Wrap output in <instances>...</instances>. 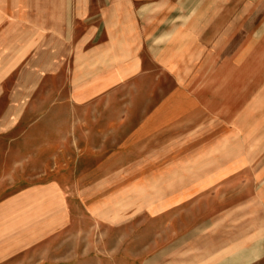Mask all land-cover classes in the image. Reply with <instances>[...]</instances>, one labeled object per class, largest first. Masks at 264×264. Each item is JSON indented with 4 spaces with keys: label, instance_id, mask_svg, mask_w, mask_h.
I'll use <instances>...</instances> for the list:
<instances>
[{
    "label": "crops",
    "instance_id": "1",
    "mask_svg": "<svg viewBox=\"0 0 264 264\" xmlns=\"http://www.w3.org/2000/svg\"><path fill=\"white\" fill-rule=\"evenodd\" d=\"M253 1L0 0V146L12 130V151L50 155L39 182L7 170L21 150L0 156V186L18 178L3 208L16 237L1 259L68 225L69 178L123 179L143 195L135 208L178 221L199 204L212 219L261 217L264 54L244 36Z\"/></svg>",
    "mask_w": 264,
    "mask_h": 264
},
{
    "label": "rangeland",
    "instance_id": "2",
    "mask_svg": "<svg viewBox=\"0 0 264 264\" xmlns=\"http://www.w3.org/2000/svg\"><path fill=\"white\" fill-rule=\"evenodd\" d=\"M249 4L258 14L246 26L251 31L245 33V40L258 41L264 54V0ZM43 85L38 91L42 96L34 102L37 107L45 104ZM25 100L22 98V105ZM12 133L6 130L2 135L6 144L2 149L0 146V156L7 153L11 160L19 149L21 159L18 163H6L10 166L7 170H12V165L23 167L28 169L27 180H44L39 174L46 164L44 159L50 155L39 152V157L35 153L45 147L22 144L12 151V143L7 144L12 142ZM261 150L264 152V145ZM53 164L51 168L55 169ZM14 179L6 175L2 179L5 183L0 186V246L1 242L11 243L16 237L15 220L3 209L8 207L5 202L16 193ZM135 182L140 185V179ZM131 189L134 187L125 186L123 179L93 176L66 179L68 225L11 257L0 258V264H264V241L253 240L255 227L264 236V211L259 219L253 218L254 211L242 208L230 209L226 218H221L219 213L212 219L201 216L208 210L204 209L205 204H199L197 210L183 211L178 221L173 219L172 209L147 212L135 208L143 195L130 192ZM110 191L112 199L108 196ZM105 200L108 202L104 203ZM93 201L103 203L92 208Z\"/></svg>",
    "mask_w": 264,
    "mask_h": 264
}]
</instances>
